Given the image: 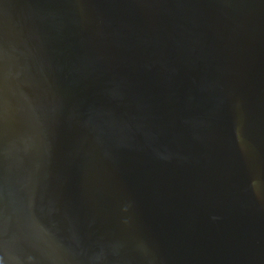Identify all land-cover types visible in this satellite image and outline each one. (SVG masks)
<instances>
[{"label":"water","instance_id":"95a60500","mask_svg":"<svg viewBox=\"0 0 264 264\" xmlns=\"http://www.w3.org/2000/svg\"><path fill=\"white\" fill-rule=\"evenodd\" d=\"M0 264H264V0H0Z\"/></svg>","mask_w":264,"mask_h":264}]
</instances>
